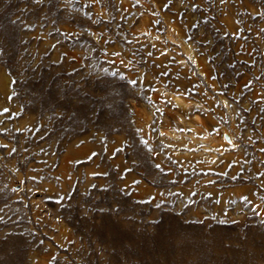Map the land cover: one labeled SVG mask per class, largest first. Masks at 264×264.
<instances>
[{
  "label": "rangeland",
  "instance_id": "374dc122",
  "mask_svg": "<svg viewBox=\"0 0 264 264\" xmlns=\"http://www.w3.org/2000/svg\"><path fill=\"white\" fill-rule=\"evenodd\" d=\"M0 264H264V0H0Z\"/></svg>",
  "mask_w": 264,
  "mask_h": 264
},
{
  "label": "bare ground",
  "instance_id": "6f19581e",
  "mask_svg": "<svg viewBox=\"0 0 264 264\" xmlns=\"http://www.w3.org/2000/svg\"><path fill=\"white\" fill-rule=\"evenodd\" d=\"M230 137H231V136L227 135V136H226V139H227L228 141H230V140H231Z\"/></svg>",
  "mask_w": 264,
  "mask_h": 264
}]
</instances>
